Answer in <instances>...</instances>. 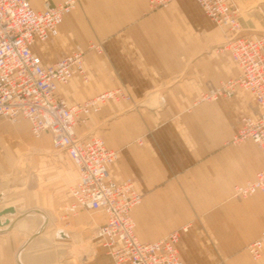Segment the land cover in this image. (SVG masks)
<instances>
[{
	"label": "crops",
	"instance_id": "crops-1",
	"mask_svg": "<svg viewBox=\"0 0 264 264\" xmlns=\"http://www.w3.org/2000/svg\"><path fill=\"white\" fill-rule=\"evenodd\" d=\"M45 1L30 0L38 10L44 8ZM47 1L52 5L61 2ZM249 2L253 6L240 16L242 34H264V1ZM227 38L196 0H175L156 10L149 0H80L77 9L65 16L57 36L33 45L45 65L77 50L83 52L89 80L75 75L59 87L58 94L68 103L84 102L120 86L136 98L135 102L108 100L99 112L78 124L77 130L85 137L101 136L118 151L111 176L117 181L132 179L143 194V202L133 210L143 241H154L183 228L184 212L177 203V199L183 200V189L205 191L208 194L202 199L210 207L222 201L234 185L253 179L264 168L256 171L260 149L253 141L225 146L238 131L240 118L258 113L255 96L239 89L231 99L197 101L209 85L240 73L230 52L218 48ZM260 192L245 201L228 202L235 221L247 230L240 240L245 246L264 229V194ZM69 203L58 212L67 225H72L81 218H70L85 210L67 214ZM15 209V213L1 217L0 264H56L57 246L55 250L47 248L48 240L57 245L73 236H47L43 224L40 233L29 240L40 220L30 221L26 215L29 211L18 213ZM37 211L47 220L45 213ZM11 215L15 219L8 218ZM104 222L105 216L100 214L93 219L95 228ZM192 226L193 232H181L179 248L184 264H264V256L253 260L240 246L221 247L218 252L200 247L190 258L181 250V239L186 245L187 237L190 241L198 235L203 237L201 231H195L196 225ZM63 232L62 236L68 235ZM106 259L100 253L98 262L111 264Z\"/></svg>",
	"mask_w": 264,
	"mask_h": 264
},
{
	"label": "built area",
	"instance_id": "built-area-1",
	"mask_svg": "<svg viewBox=\"0 0 264 264\" xmlns=\"http://www.w3.org/2000/svg\"><path fill=\"white\" fill-rule=\"evenodd\" d=\"M175 0H149L153 9L168 7ZM205 14L225 28L227 40L223 47L239 65L236 77L210 85L199 101L232 97L239 89L255 96L258 113L242 119L233 136L234 143L253 141L264 155V34L243 35L240 8L235 0H196ZM78 0H61L52 5L45 1L36 9L30 0H0V116L16 122L26 118L33 136L49 134L55 150H64L78 169L70 188L67 214L80 211L101 212L105 222L96 225L95 239L103 245L115 264H184L179 242L181 231L143 241L137 233L133 210L143 202L132 179L117 181L111 168L118 160V151L110 148L97 135L85 137L77 126L98 112L108 100L127 95L111 89L77 104H70L58 94L75 75L87 79L81 50L66 54L45 65L33 51L38 41L57 36L67 14ZM236 196L247 198L264 192V168L255 177L233 187ZM182 230H187L183 228ZM246 249L253 260L264 256V229L249 242Z\"/></svg>",
	"mask_w": 264,
	"mask_h": 264
},
{
	"label": "rangeland",
	"instance_id": "rangeland-1",
	"mask_svg": "<svg viewBox=\"0 0 264 264\" xmlns=\"http://www.w3.org/2000/svg\"><path fill=\"white\" fill-rule=\"evenodd\" d=\"M235 1L240 8V16L253 6L249 0ZM79 2L80 0H78L77 7ZM218 27L223 30L226 36L225 28ZM224 42L226 41L224 40ZM223 45L218 48L223 50L222 52L227 53L228 50ZM83 80L87 82L89 79L83 78ZM117 88L122 89L127 95L117 101L135 102L136 98L125 87L120 86ZM244 91L249 92L252 97L254 96L252 92ZM200 95L197 101H199ZM232 97H221L214 101L199 102H216L221 99H231ZM254 111H257V107H254ZM246 116L248 115L240 118L238 126ZM19 124L23 125L18 126ZM17 126L18 128H16ZM233 136L234 134L230 140L225 142V146L228 144H242L234 143ZM257 154L259 155L255 158V161L258 164L260 163V167L258 166L256 171L264 166V157L258 149ZM77 174V166L73 160L66 151L53 148L48 134L37 138L32 135L26 118H20L18 121L12 122L0 116V213L7 206L13 205L10 207L17 208L18 213L29 211L26 212V215L29 216L28 220L39 219L40 225L29 240L40 233L39 227L43 224V229L47 236L57 235L59 238L73 236L71 237L73 239L64 240L63 243H57V245L48 240L47 245H45L47 248L55 250V246H57L56 264H103L102 261L98 262L100 253H103L107 257L106 260H110L111 264H113L112 258L98 240L95 239V236L93 237L95 235L93 219L97 218L99 214L103 215V213L80 212L78 215L71 217L72 219L70 218V220L74 221V219L81 218V221L72 225L68 223L67 225L66 219H62V214L58 212L64 207L66 202L70 201V188L74 184ZM180 193L183 195V200L177 199V203L184 212L185 223L183 228H187V230H182L183 228H181L180 231L193 232L194 228H192V225L194 224L196 225L195 231L203 233L202 239H200V235L191 241L187 237L186 245L184 239L183 241L181 239L180 245L183 253L187 251V255L191 258L194 256L192 253L197 248L200 249V247H210L216 252L221 247L234 248L240 246L246 248V243H240V240H242V236L246 235L247 230L241 229V224L235 221L228 202L232 199L245 201L254 195L241 198L235 195L232 188L224 195L222 201L214 202V205L208 207L204 205L207 202L202 199L203 195L208 194L205 191L185 188ZM260 193L264 194V192ZM37 210L45 213L47 220ZM12 217L14 218L13 215L8 218L12 219ZM187 218L190 219L188 220ZM42 221L43 223H41ZM98 223L100 222L98 221ZM21 226L26 225L22 223ZM61 230L68 233V235L62 236L61 233L63 231L61 232ZM27 234L29 232L25 233V238H27Z\"/></svg>",
	"mask_w": 264,
	"mask_h": 264
},
{
	"label": "bare ground",
	"instance_id": "bare-ground-1",
	"mask_svg": "<svg viewBox=\"0 0 264 264\" xmlns=\"http://www.w3.org/2000/svg\"><path fill=\"white\" fill-rule=\"evenodd\" d=\"M16 212V209L14 207H9V208H6L5 211H2V213H0V224H2V220H1V217L5 214H9V213H15ZM9 221V220H8ZM10 222V221H9ZM7 224V223H6Z\"/></svg>",
	"mask_w": 264,
	"mask_h": 264
},
{
	"label": "water",
	"instance_id": "water-1",
	"mask_svg": "<svg viewBox=\"0 0 264 264\" xmlns=\"http://www.w3.org/2000/svg\"><path fill=\"white\" fill-rule=\"evenodd\" d=\"M5 211V210H4Z\"/></svg>",
	"mask_w": 264,
	"mask_h": 264
}]
</instances>
